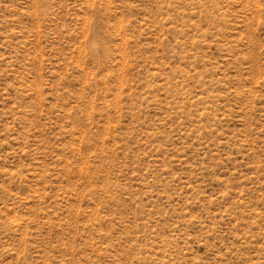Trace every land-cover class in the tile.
<instances>
[{"label": "rangeland", "instance_id": "1", "mask_svg": "<svg viewBox=\"0 0 264 264\" xmlns=\"http://www.w3.org/2000/svg\"><path fill=\"white\" fill-rule=\"evenodd\" d=\"M0 264H264V0H0Z\"/></svg>", "mask_w": 264, "mask_h": 264}]
</instances>
